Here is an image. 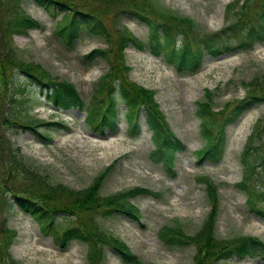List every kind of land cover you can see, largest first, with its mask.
<instances>
[{
    "label": "rangeland",
    "instance_id": "rangeland-1",
    "mask_svg": "<svg viewBox=\"0 0 264 264\" xmlns=\"http://www.w3.org/2000/svg\"><path fill=\"white\" fill-rule=\"evenodd\" d=\"M19 1L22 11L38 20L40 28L5 41L9 56L4 66L13 57L30 67L37 65L42 70L37 76L44 84H72L82 103L75 109H57L42 98V86L18 72L15 66L21 68L19 61L8 66L9 71L3 76L7 86L0 78V135L6 136L13 149H19L26 164L46 176L51 184L63 185L74 193L90 189L105 174L100 189L102 198L111 199L143 188L158 194L130 199L140 221L118 213L96 217L95 227L99 233L119 239L144 264H196V246L169 248L160 241L158 234L167 226L178 227L190 237L202 233L213 211L207 186L198 180L203 176L218 190L215 238L228 242L253 237L264 243V219L250 210L246 194L237 187L243 179L240 155L259 121L263 122L260 143L264 141V102L251 107L237 122L227 126V151L220 162H199L197 157L206 143L197 117L198 103L209 100L216 112L222 111L226 105L243 100L247 92L245 85L264 79V40L251 50L236 49L242 42L241 29H229L230 24L239 20L234 14L237 10L230 12L241 5L239 0H149L150 7L159 13L190 19L202 39L212 34L222 35L223 45L231 51L216 58L207 56L203 67L194 75H180L164 56L155 55L149 26L126 16H108L105 23L109 30L131 33L145 44V49H126L124 59L116 64L114 71L105 59L90 63L85 56L95 49H109L114 38L108 41L83 27L75 48L67 49L53 35L65 14L46 11L33 0ZM63 1L95 14L107 8V0ZM121 1L115 0V3ZM5 8H9L6 3ZM256 8L247 13L260 19L264 0H256ZM228 18L231 21H227ZM0 22L2 25L5 19ZM159 42L165 44L163 38ZM105 82L110 86L125 85L154 92L170 129L186 146L185 151L177 155L175 176L168 174L162 163L152 161L150 154L155 145L143 113L140 131L129 133L127 107L123 101L118 100L115 106V133L109 127H105L103 133L94 128L102 118L100 110L108 104L107 91L100 85ZM207 90L210 91L209 99ZM10 99L24 100L26 111L10 103ZM18 110L21 115L26 113L40 120L64 123L68 128L40 129V134L51 138L50 142H45L28 130L5 122L11 121L10 116ZM94 110L97 113L92 116ZM8 196L2 194L3 199ZM3 217L7 227L16 232L10 254L18 264H88V246L73 242L65 250L59 249L54 238L44 235L35 219L19 207H9ZM64 217L57 215L53 223L59 225ZM103 264L123 263L107 249ZM229 264H264V261L255 257L234 259Z\"/></svg>",
    "mask_w": 264,
    "mask_h": 264
},
{
    "label": "trees",
    "instance_id": "trees-1",
    "mask_svg": "<svg viewBox=\"0 0 264 264\" xmlns=\"http://www.w3.org/2000/svg\"><path fill=\"white\" fill-rule=\"evenodd\" d=\"M33 2L46 11L64 12L65 18L62 22H58L53 35L67 49L71 50L76 46L83 27H86L91 34L105 37L108 41L114 38L113 46L109 49H95L85 56L90 63L105 59L112 71L115 70L116 64L124 59L126 49L136 47L143 50L145 44H141L129 32L112 31V28L109 30L105 23V18L108 16H126L148 25L152 32L153 53L164 55L167 62L173 64L182 75L197 73L204 65L207 56L216 58L231 51L223 45V37L220 33L202 39L190 19L159 13V10L150 7L149 0H122L120 4H116L115 0H107V8L97 14L93 11L83 12L82 9L71 6L63 0H33ZM238 2L241 5H237L230 12L237 10L234 14L239 20L235 24H230L229 29L231 31H236L238 27L241 29L242 42L236 49L251 50L264 40V12L260 19H256L255 16L247 13L250 9L257 10L256 0ZM5 3L8 9L5 8ZM247 17L249 20L245 21ZM0 19H5L2 25L0 22L2 28L0 78L7 86L3 76L9 71L8 66H13L12 63L19 60L13 57L4 66L3 62L9 56L5 41L14 35H24L30 30L40 28V22L22 11L19 0H0ZM227 21L231 19L228 18ZM160 38L164 39L165 44L159 42ZM112 56H115V59H112ZM19 66L21 68L15 66L19 73L25 75L31 82L34 81L46 88L44 98L55 108L69 110L81 107V97L72 84L60 82L44 84L37 76L42 73L39 66L30 67L21 61ZM100 85L107 91L108 104L100 110L102 118L96 122L94 128L103 133L105 127H109L115 133L117 131L115 106L118 100L123 101L127 107L129 133H138L139 121L143 113L155 145V149L150 154L152 161L162 163L164 170L175 176L177 155L185 151L186 146L170 129L165 115L154 98V92L139 87L126 88L125 85L110 86L106 82ZM245 88L247 92L243 100L235 105H226L225 109L219 112L211 107L209 100L198 103L197 117L201 121V136L206 142L205 147L197 152L199 162H220L227 151V126L237 122L251 107L264 102V79H256L245 85ZM206 92L209 99L210 91ZM10 103L17 104L23 112L26 111L24 100L10 99ZM92 112H94L92 116L97 113L96 110ZM10 119L11 121L5 120V122L30 131L45 142H50L51 138L40 134L38 132L40 129L68 128L64 123L40 120L26 113L21 115L19 110L11 115ZM262 124V121L258 122L240 155L243 179L237 187L246 194L250 210L264 219V141L260 143ZM104 177L105 174L101 175L91 188L84 192L74 193L63 185H53L46 176H41L24 162L19 149H13L6 136L0 135V264H18L10 254L16 232L7 227L3 217L7 209L14 205L32 216L39 225L40 231L44 235H51L59 249L65 250L73 242L88 246V264H103L107 249L112 250L123 264H144L119 239L99 233L95 227L96 217H109L118 213L140 221L141 217L131 205L130 199L158 194L143 188L111 199L102 198L100 189ZM198 180L207 186L208 198L213 206L209 223L201 234L194 237L188 236L178 227H164L158 234L160 241L169 248L196 246V264H229L234 259L245 260L255 257L264 261V243L258 238L242 237L228 242L218 241L215 238V214L219 207L218 190L208 178L203 176ZM2 194L9 196L3 199ZM59 214L65 217L58 225L53 222Z\"/></svg>",
    "mask_w": 264,
    "mask_h": 264
}]
</instances>
